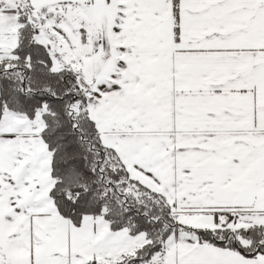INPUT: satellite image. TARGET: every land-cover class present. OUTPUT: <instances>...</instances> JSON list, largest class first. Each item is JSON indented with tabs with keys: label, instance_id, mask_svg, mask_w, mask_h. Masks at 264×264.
Instances as JSON below:
<instances>
[{
	"label": "snow or ice",
	"instance_id": "6c2138e0",
	"mask_svg": "<svg viewBox=\"0 0 264 264\" xmlns=\"http://www.w3.org/2000/svg\"><path fill=\"white\" fill-rule=\"evenodd\" d=\"M0 264H264V0H0Z\"/></svg>",
	"mask_w": 264,
	"mask_h": 264
}]
</instances>
